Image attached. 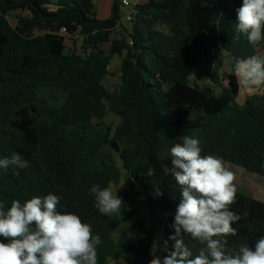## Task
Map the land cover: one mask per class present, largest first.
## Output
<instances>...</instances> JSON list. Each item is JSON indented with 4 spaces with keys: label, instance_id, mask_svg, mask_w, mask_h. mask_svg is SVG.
I'll list each match as a JSON object with an SVG mask.
<instances>
[{
    "label": "trees",
    "instance_id": "16d2710c",
    "mask_svg": "<svg viewBox=\"0 0 264 264\" xmlns=\"http://www.w3.org/2000/svg\"><path fill=\"white\" fill-rule=\"evenodd\" d=\"M241 5L146 0L134 6L130 29L114 36L119 1L107 24L97 19L96 0H0V159L16 152L29 162L0 169V200L10 207L54 193L58 210L77 213L100 236L98 264H149L155 232L141 213L164 226L170 247L180 196L161 166H170V148L190 119L201 155L264 177V94L240 105L245 88L235 73L238 60L264 55V42L253 46L236 33ZM17 11L28 16L14 27L8 14ZM63 29L82 40V53L67 47ZM115 56L121 85L111 92L104 80ZM108 111L117 126L101 123ZM123 177L127 207L117 220L94 207L90 189ZM231 210L242 219L229 247H254L264 236V202L237 192Z\"/></svg>",
    "mask_w": 264,
    "mask_h": 264
},
{
    "label": "clouds",
    "instance_id": "9594fccd",
    "mask_svg": "<svg viewBox=\"0 0 264 264\" xmlns=\"http://www.w3.org/2000/svg\"><path fill=\"white\" fill-rule=\"evenodd\" d=\"M235 31L250 45L264 42V0H242L236 9ZM235 73L244 88L253 92L264 89V55L238 60ZM178 140L182 142L174 143L168 153L170 166H161L179 188L174 234L169 237L172 244L169 247L167 240L162 248L154 244L149 264H264V236L254 247L245 242L236 249L228 245L227 238L237 235L233 225L242 219L231 210L238 191L235 173L222 159L201 155L197 138L185 135ZM9 167L25 169L29 162L13 152L0 159V169ZM90 194L101 214L121 215L124 202L117 189L93 185ZM60 201L54 193L33 196L23 203L12 200L10 207L0 200V264H98L100 236L77 213L58 210ZM186 238L200 247L194 250ZM158 249L162 256L156 254Z\"/></svg>",
    "mask_w": 264,
    "mask_h": 264
},
{
    "label": "rangeland",
    "instance_id": "374dc122",
    "mask_svg": "<svg viewBox=\"0 0 264 264\" xmlns=\"http://www.w3.org/2000/svg\"><path fill=\"white\" fill-rule=\"evenodd\" d=\"M110 11H111V8H109V12ZM27 16H28L27 13H23L20 11L12 12V13L8 14V18H9L12 26H14V27L17 25L18 21L21 18H24ZM125 17H126V13L120 12V21L121 22H119L114 36H117L119 33H125L124 32L125 28L130 29V24H129L130 21L127 20ZM103 22H105V21H103ZM165 30L167 31L166 28H165ZM35 34L39 35V34H41V32H36ZM67 39L68 40H66V45L68 48H72V49L74 48V50L77 51L78 53L83 52V43H82V40L80 38L73 37V40H72L71 38L69 39V37H67ZM105 48L108 49V46H106ZM263 52H264L263 50H259V54H262ZM121 62H122L121 56H115L113 58L111 66L109 67V75L104 80L105 87L107 89H109L111 92L117 91L121 85V72H120ZM225 71L227 73L231 72V70L228 66H226ZM224 84L226 85L227 82H225ZM262 94H264V89L257 91V92L250 91L246 88L241 89V96L239 97L238 103L240 105H242L243 100L246 99L248 96L262 95ZM243 95H244V97H242ZM101 123L104 126H109V127L117 126L120 123V118L117 115H115L114 113L108 111L106 118ZM193 123H194V119L192 118L189 120L186 127L184 128V130L182 132V136L189 134V132L193 126ZM224 162H225V165L235 173V184H236L237 190H238L237 192L242 193L246 196H249L255 200L264 202V177L261 175H258V174L248 172L245 169H243L242 167H239L233 163H230L227 161H224ZM120 165H121V163H120ZM111 187L113 188V190L117 189V195L123 199V202H124V207L122 208V210H123L125 207H127V204H126V201L124 198V192L126 189L125 184H124V177L119 183L112 184ZM141 216L146 217L147 222L149 224V227H152L154 229V232H155V234H154L155 243L154 244H159L160 248H162L163 241L166 240V237L168 235L164 226H162L161 224H159L157 222L155 224L152 223L151 219L148 218L147 215L144 214L143 212L141 213ZM111 217H113L117 220H121L122 219V211H121V215L113 214V215H111ZM124 226L128 227L129 226L128 222H125ZM109 264H125V263H124V261H121V260H114V261H110Z\"/></svg>",
    "mask_w": 264,
    "mask_h": 264
},
{
    "label": "crops",
    "instance_id": "0c3cea01",
    "mask_svg": "<svg viewBox=\"0 0 264 264\" xmlns=\"http://www.w3.org/2000/svg\"><path fill=\"white\" fill-rule=\"evenodd\" d=\"M116 1H119L121 12L126 13V15L129 13L128 8L122 7L121 4L122 0H96L97 19L99 21H108L111 19L113 7ZM127 1L130 2L132 8L137 4H143L146 2V0H127ZM109 8H111L110 12H109ZM242 97H244V95ZM244 101L245 99L243 100V102Z\"/></svg>",
    "mask_w": 264,
    "mask_h": 264
},
{
    "label": "built area",
    "instance_id": "2783aa9c",
    "mask_svg": "<svg viewBox=\"0 0 264 264\" xmlns=\"http://www.w3.org/2000/svg\"><path fill=\"white\" fill-rule=\"evenodd\" d=\"M121 4H122V7L128 8L129 13L126 15L125 18H126L127 20L131 21V20H132V15H133V12H134V7L132 8L130 2L127 1V0H122ZM119 22H121V21H119ZM118 24H119V23H118ZM60 34L63 35L64 37H66V38H67V37H70V36L66 33V30H65V29H63V30L60 32Z\"/></svg>",
    "mask_w": 264,
    "mask_h": 264
},
{
    "label": "water",
    "instance_id": "95a60500",
    "mask_svg": "<svg viewBox=\"0 0 264 264\" xmlns=\"http://www.w3.org/2000/svg\"><path fill=\"white\" fill-rule=\"evenodd\" d=\"M105 23L110 24L111 23V20L105 21Z\"/></svg>",
    "mask_w": 264,
    "mask_h": 264
}]
</instances>
